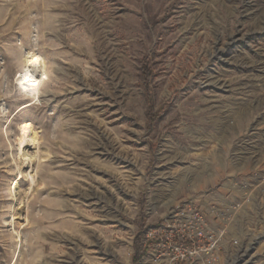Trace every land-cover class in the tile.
<instances>
[{
	"label": "rangeland",
	"instance_id": "rangeland-1",
	"mask_svg": "<svg viewBox=\"0 0 264 264\" xmlns=\"http://www.w3.org/2000/svg\"><path fill=\"white\" fill-rule=\"evenodd\" d=\"M186 202L264 264V0H0V264H175Z\"/></svg>",
	"mask_w": 264,
	"mask_h": 264
},
{
	"label": "built area",
	"instance_id": "built-area-1",
	"mask_svg": "<svg viewBox=\"0 0 264 264\" xmlns=\"http://www.w3.org/2000/svg\"><path fill=\"white\" fill-rule=\"evenodd\" d=\"M164 228L165 230L162 232L149 230L146 234H171L157 242V251L161 254L167 252L169 262L175 264L178 261L195 258L197 255L196 245L207 240V234H210L206 217L192 202H186L183 206L173 209L169 213ZM215 243V240L208 242L210 249L214 247ZM210 249L207 251V264H212L215 260Z\"/></svg>",
	"mask_w": 264,
	"mask_h": 264
},
{
	"label": "bare ground",
	"instance_id": "bare-ground-1",
	"mask_svg": "<svg viewBox=\"0 0 264 264\" xmlns=\"http://www.w3.org/2000/svg\"><path fill=\"white\" fill-rule=\"evenodd\" d=\"M28 81H35L36 86L32 87V85L30 83H28ZM40 82H41V72L39 70L38 65H36L34 63V61L31 59H25L23 62V72L20 75V77L18 78V82H17L18 90L23 92L26 96H29V97H32L33 99H35L36 97H38V87H39ZM31 104H32V102H28L24 106L28 107ZM29 127H30V124H28V123H24L20 127L21 128V139L18 140L20 146H22V144H23L24 138L26 137L25 135H26L27 129ZM19 176H20V178H22L21 172H19ZM15 184H16V182L14 183V186H15Z\"/></svg>",
	"mask_w": 264,
	"mask_h": 264
},
{
	"label": "clouds",
	"instance_id": "clouds-1",
	"mask_svg": "<svg viewBox=\"0 0 264 264\" xmlns=\"http://www.w3.org/2000/svg\"><path fill=\"white\" fill-rule=\"evenodd\" d=\"M28 83H30L32 85V87H35V81H28Z\"/></svg>",
	"mask_w": 264,
	"mask_h": 264
}]
</instances>
